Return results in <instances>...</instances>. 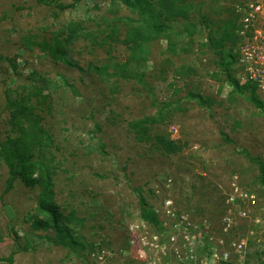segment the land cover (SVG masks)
Masks as SVG:
<instances>
[{"label": "rangeland", "instance_id": "rangeland-1", "mask_svg": "<svg viewBox=\"0 0 264 264\" xmlns=\"http://www.w3.org/2000/svg\"><path fill=\"white\" fill-rule=\"evenodd\" d=\"M48 1L0 0V264H176L162 247L145 249L154 262H136L128 245L138 228L148 227L150 239L169 224L166 200L199 227V260L264 264V101L258 107L232 89L208 48V36L218 40L230 20L226 0H173L169 8L154 0ZM147 1L166 27L158 39L146 33ZM178 6L187 13L173 18ZM133 29L139 54L125 43ZM56 49L69 65L52 56ZM26 98L39 135L30 122L11 120V103ZM26 136L29 162L24 177L14 176L23 159L11 155L9 140ZM40 160L52 180L42 203ZM232 184L257 199L229 231L248 245L213 262ZM40 203L66 218L65 237L34 226L52 224L37 215ZM148 210L157 221L145 219Z\"/></svg>", "mask_w": 264, "mask_h": 264}, {"label": "built area", "instance_id": "built-area-1", "mask_svg": "<svg viewBox=\"0 0 264 264\" xmlns=\"http://www.w3.org/2000/svg\"><path fill=\"white\" fill-rule=\"evenodd\" d=\"M238 15L236 36L238 42L235 53L239 71L236 78L239 84L251 83L261 95H264V0H243L235 6ZM175 131V130H174ZM225 212L222 218L221 229L223 234L214 241L215 249L210 252L213 262L227 263L230 261L231 249L236 255H241L247 248L246 236L233 238L229 231L237 227L241 220L248 218V211L256 206V196L232 184L225 194ZM164 215L169 220L165 227H159V232L150 237L149 228L142 226L139 239H131L128 243L134 251V261L154 262L146 259L144 251L162 247L173 252L176 264H206L203 259L196 258V244L200 241V229L192 224L187 213L177 215L170 200L165 201ZM237 223V224H236ZM248 234H254L250 231ZM164 250H158L157 253ZM149 259V260H148ZM156 259H159L156 257Z\"/></svg>", "mask_w": 264, "mask_h": 264}, {"label": "trees", "instance_id": "trees-1", "mask_svg": "<svg viewBox=\"0 0 264 264\" xmlns=\"http://www.w3.org/2000/svg\"><path fill=\"white\" fill-rule=\"evenodd\" d=\"M153 1V0H151ZM151 1L148 3L145 2L144 5L145 7H143V10L146 11L145 13H147V30L146 33H148L150 36V39H158L161 35V33L166 32L165 31V25H162L161 23H158L159 20H156V18L158 19V17L161 15L160 12L157 10L154 12V6L151 5ZM155 2V6L160 5L161 7L164 8H169V7H173L172 3L173 0H154ZM243 0H226V2H224V5L222 6L224 9L227 10V12L230 14L229 18L230 20H228V23L224 24L222 30H220V32L217 35V39L215 40L213 38V36H208L209 41H208V48L212 49V51L217 54L219 56V61L222 64V68L224 70V73L226 75L227 80H229V83L232 87V89L236 90V91H240V92H247L250 95V100L258 107H262L263 106V101H264V95L261 98L258 95V92L256 90V87L254 85H252L251 83H245V84H239V81L236 78V74L239 71V68L237 67L238 64V60H237V56L235 53V47L236 44L238 42V38L236 36V30H237V24H238V15L235 12V6L240 3ZM38 3H44V4H48L49 1L48 0H37ZM126 3V2H125ZM132 5V4H129ZM151 5V6H150ZM194 6V5H192ZM177 11L176 13L173 15H171L173 18L178 16V15H185L187 13V10L185 7H176ZM196 8V7H195ZM155 18V19H154ZM201 22H203V24H206L205 21V17L203 15H201ZM205 21V23H204ZM190 26H194L193 24L190 23ZM126 40L125 43L126 44H130V48L133 49L136 54L142 53L141 51V47L137 46L139 45L138 42H136V38H138L137 36H139V38L141 39V35L140 32H137L136 29H133L130 32L126 33ZM157 37V38H156ZM140 42V40H139ZM53 53H58V49H56ZM60 53H58V55H52L54 57H56L58 60H61L62 62L68 64V61L66 60L65 57H62L61 55H59ZM69 65V64H68ZM11 67L13 68V70H15V66L12 63ZM45 87L42 86L40 87V91L44 90ZM32 95V93H31ZM47 97L46 96H41V100L44 101ZM11 106L14 107V111L11 113V120L13 121V123H16V125H18V123L22 122L21 119L23 121H27L30 122L28 124V126H30L28 129L29 130H36L38 129L34 134L39 135L42 130L38 127V121H34V119L36 118L35 114L33 113V107H31V105L29 104V99H21L19 101H13L11 103ZM22 117V118H21ZM31 117L33 118V121L31 120ZM24 118V119H23ZM15 127V126H14ZM21 128V127H20ZM22 132L24 131L23 128L20 129ZM27 136H26V140H22V139H17L15 142H12L11 140H9V143L15 144L14 148L15 150L11 151V155L12 156H16L18 159H23L21 161V173L20 174H16L13 172L14 176H22L24 177V171L25 168L24 164L28 163L29 161L26 160V158H24V155L29 151V147H28V143H27ZM37 143L38 141H35L33 139V144ZM167 146V149L169 151L173 150V149H177L178 147L171 144L170 142H167L165 144ZM40 146V145H39ZM41 147V146H40ZM20 150V152H19ZM38 152H40V150H38ZM9 163L10 160L8 159ZM39 164L43 165L45 170H46V178H43V175H40V179L41 180H37L36 182L43 187L42 189V196H41V203L42 201L47 197V193H48V189H50L52 180H50V168L47 167V164L43 163L41 160L39 162ZM10 169L12 171L13 168V164L10 163ZM40 165V166H41ZM43 166L41 167V169L43 168ZM24 182H27L29 184H32L33 182H35L34 180H23ZM40 203L39 206H37V211H41V212H37V215H49L52 219V224H45L44 222H41L40 220H34V226L37 228H43L46 229L47 227H51L52 229H54L56 232L61 233L64 235L66 234V229L62 226H60L61 224L65 223L66 218H63L61 215L57 214L56 212L54 213H50V211L48 210L50 208V206H48L47 204L45 206H42ZM146 211L145 209H143L142 212ZM149 211V216H144L146 217L145 219L147 220H152V221H157V217L156 215L151 211ZM64 240V239H63Z\"/></svg>", "mask_w": 264, "mask_h": 264}]
</instances>
